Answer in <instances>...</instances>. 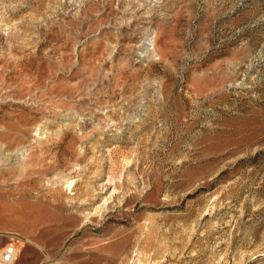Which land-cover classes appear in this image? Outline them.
Here are the masks:
<instances>
[{
  "label": "rangeland",
  "instance_id": "obj_1",
  "mask_svg": "<svg viewBox=\"0 0 264 264\" xmlns=\"http://www.w3.org/2000/svg\"><path fill=\"white\" fill-rule=\"evenodd\" d=\"M264 264V0H0V254Z\"/></svg>",
  "mask_w": 264,
  "mask_h": 264
},
{
  "label": "built area",
  "instance_id": "obj_2",
  "mask_svg": "<svg viewBox=\"0 0 264 264\" xmlns=\"http://www.w3.org/2000/svg\"><path fill=\"white\" fill-rule=\"evenodd\" d=\"M17 252L14 242L6 243L0 254V264H12L17 256Z\"/></svg>",
  "mask_w": 264,
  "mask_h": 264
}]
</instances>
